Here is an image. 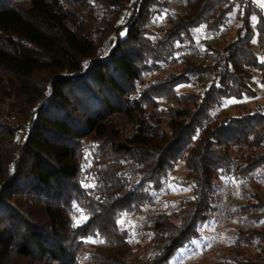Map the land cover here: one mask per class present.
I'll use <instances>...</instances> for the list:
<instances>
[{
    "label": "trees",
    "instance_id": "1",
    "mask_svg": "<svg viewBox=\"0 0 264 264\" xmlns=\"http://www.w3.org/2000/svg\"><path fill=\"white\" fill-rule=\"evenodd\" d=\"M181 4L172 14L170 0H0V264H171L201 238L219 181L264 179V107L222 114L258 98L254 71L264 84V11L254 0ZM235 12L234 40L182 57L197 51V29L218 34ZM197 80L200 91L178 92ZM179 164L191 197L150 213ZM251 197L263 223L236 242L260 255L237 264H264V200ZM145 213L137 231L153 253L134 263L129 223Z\"/></svg>",
    "mask_w": 264,
    "mask_h": 264
},
{
    "label": "rangeland",
    "instance_id": "2",
    "mask_svg": "<svg viewBox=\"0 0 264 264\" xmlns=\"http://www.w3.org/2000/svg\"><path fill=\"white\" fill-rule=\"evenodd\" d=\"M181 1L170 0L172 14L182 12ZM254 1L264 11V0ZM97 10L100 23L103 19L109 21L108 17L106 18V14L109 11L108 8L101 7V9L97 8ZM236 15L237 13L235 12L229 16L226 26L218 34H209L205 27L197 29L195 31L197 51L193 53V49L188 50L182 54V57L193 60V54H195L194 56L198 59L206 53L208 45L220 47L225 41L234 40L237 37V29L240 24ZM168 19L167 13L162 16L157 15L153 21L154 25L152 28L159 32L168 26ZM256 22L257 19L254 16L252 19L254 26ZM109 39H114V37ZM105 43L103 55L105 53ZM254 44L256 45V41ZM183 68L184 65L178 63L170 71ZM205 82L207 81L197 80L194 85L193 83L182 85L178 87V92H198L202 88L201 84ZM249 83L258 94V98H245L242 101L230 100L227 108L222 111L223 115L237 116L242 113L245 107H264V84L261 83L259 71H254ZM185 171L183 164H179L177 170L171 175L173 181L165 184L163 192L158 197L156 205L151 208L150 213H169L172 210H178L180 203L184 199L191 197V190L178 182V180L182 179ZM261 174L258 173L255 177L246 180L231 179L219 181L218 184L221 189L216 194V197L221 202L214 205L216 208L211 213V217L201 225V238L196 240L190 247L181 249L171 264H237L235 259H258L260 252L257 245L255 247L238 246L236 240L240 229L260 228L262 226L263 222H252L250 217L252 209L249 207L251 202H255L251 195H257L264 200V179L261 178ZM147 213L139 218L130 220L129 223L133 234V252L129 257V261L134 263L144 262L153 253V250L147 244V239L137 231L139 227L144 225Z\"/></svg>",
    "mask_w": 264,
    "mask_h": 264
},
{
    "label": "built area",
    "instance_id": "3",
    "mask_svg": "<svg viewBox=\"0 0 264 264\" xmlns=\"http://www.w3.org/2000/svg\"><path fill=\"white\" fill-rule=\"evenodd\" d=\"M114 44H115L114 39H107V40H106L104 56H106L107 53H109V52L112 50Z\"/></svg>",
    "mask_w": 264,
    "mask_h": 264
},
{
    "label": "snow or ice",
    "instance_id": "4",
    "mask_svg": "<svg viewBox=\"0 0 264 264\" xmlns=\"http://www.w3.org/2000/svg\"><path fill=\"white\" fill-rule=\"evenodd\" d=\"M100 243H103V241H99Z\"/></svg>",
    "mask_w": 264,
    "mask_h": 264
}]
</instances>
